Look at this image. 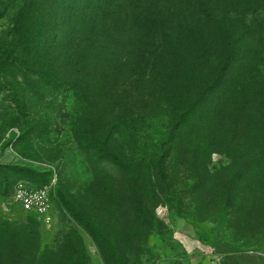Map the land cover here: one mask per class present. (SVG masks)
<instances>
[{
	"label": "rangeland",
	"instance_id": "rangeland-1",
	"mask_svg": "<svg viewBox=\"0 0 264 264\" xmlns=\"http://www.w3.org/2000/svg\"><path fill=\"white\" fill-rule=\"evenodd\" d=\"M126 3L135 19L121 41L132 56L121 61L115 85L88 90L93 120L86 105L39 81V64L10 46L21 0L0 19V196L50 171L59 184L51 227L0 203V264H158L179 244L264 264V0ZM178 33L200 62L189 74H163L161 55ZM231 55L237 62L225 78L232 97L219 106V90L203 84L224 77ZM242 60L247 66L237 69ZM56 61L67 79L73 69ZM171 125L179 128L176 143L189 146L194 167L214 184L215 200L202 204L191 195L192 167L178 156L168 162L170 198L153 185L156 196L139 168V148L153 156ZM60 194L96 226L62 210Z\"/></svg>",
	"mask_w": 264,
	"mask_h": 264
},
{
	"label": "trees",
	"instance_id": "trees-1",
	"mask_svg": "<svg viewBox=\"0 0 264 264\" xmlns=\"http://www.w3.org/2000/svg\"><path fill=\"white\" fill-rule=\"evenodd\" d=\"M15 1L0 0V19L6 16ZM131 6H127V3L124 4V0H21V6L10 35V46L16 45L19 47L22 58L30 56L39 64L40 67L37 70L40 76L39 81L47 84L49 82L58 95L70 94L77 106L86 105L90 109L87 114L89 119H98L94 110L96 107L92 101H89L88 90L90 91V88L95 86L99 91L106 90L111 85H115L121 76L119 74L122 72L123 60L132 56V51L127 52L128 44L121 41L126 35L129 36V32L134 26L135 17ZM181 36L182 34L178 33L161 55V59L166 62L163 67L161 66V71L166 69L162 71L163 74L171 71L189 74L200 62L192 60L189 53L186 52L187 46ZM79 38H82V42L77 43ZM60 46L63 47L61 50H59ZM47 48L49 49L47 50ZM9 53L12 55L11 52ZM56 59L61 60L62 65L73 69L67 79H63L60 75V67L57 65ZM236 62L232 55L227 57L221 69L224 77L203 84L208 85L212 90H219V106L224 104L222 100L232 97V93L228 89L234 84L230 77L225 78V76L229 71H232V66L236 65ZM246 66V60H242L237 64V69H243ZM243 76L244 74L240 73L239 77ZM222 82H224L223 85ZM27 112H31V110H26L25 113ZM25 113L24 115H26ZM217 129L219 130V128ZM159 130L156 128L155 132ZM146 131V125H142L138 129V133L141 135H144ZM178 131L179 128L175 125L167 127L164 137L155 141V154L151 157L149 154L143 156L142 148H139L135 154L139 168L147 171L150 176L149 183L154 191H156L155 188L160 189L165 198H170L174 192L171 191V186L166 183L167 180L170 182L168 173L169 165H172L168 162L178 156L191 164L189 166L192 167V170L189 174L192 175L193 181L188 188L186 187L190 190L191 195L202 204H205L208 199L214 198L215 200L211 193L214 184L209 183L211 180L202 170L194 167L195 160L189 146L184 145L181 140L176 143ZM219 133L221 134L216 136L219 142L225 141L229 136L227 131ZM138 143L140 144V142ZM120 164L128 167L123 160L120 161ZM41 176V179L25 182L38 186L44 185L50 183L54 175L50 171V173ZM14 187L15 185L1 194V202L6 200ZM58 189L59 184L56 194ZM55 196L53 206L57 202ZM59 196L58 204L62 210L66 209L69 214L74 213L80 222L87 225V228L92 229L96 226L86 214L84 215V212L76 209L64 194ZM156 196L161 197L157 191ZM28 218L36 220L31 216ZM210 218H214V215H210ZM102 238L105 239L103 236Z\"/></svg>",
	"mask_w": 264,
	"mask_h": 264
},
{
	"label": "built area",
	"instance_id": "built-area-1",
	"mask_svg": "<svg viewBox=\"0 0 264 264\" xmlns=\"http://www.w3.org/2000/svg\"><path fill=\"white\" fill-rule=\"evenodd\" d=\"M58 185L57 175L54 174L50 183L34 185L20 182L15 185L5 201L1 202L4 209L15 210L19 207L22 213L34 217L37 221L51 227L54 223L53 198Z\"/></svg>",
	"mask_w": 264,
	"mask_h": 264
},
{
	"label": "crops",
	"instance_id": "crops-1",
	"mask_svg": "<svg viewBox=\"0 0 264 264\" xmlns=\"http://www.w3.org/2000/svg\"><path fill=\"white\" fill-rule=\"evenodd\" d=\"M173 249L163 256L158 264H248L235 254H204L192 246L183 244L176 245Z\"/></svg>",
	"mask_w": 264,
	"mask_h": 264
}]
</instances>
